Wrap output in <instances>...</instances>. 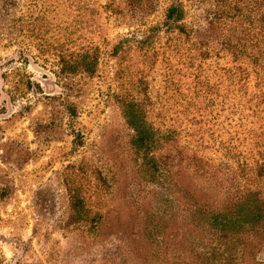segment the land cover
Listing matches in <instances>:
<instances>
[{"label": "trees", "instance_id": "1", "mask_svg": "<svg viewBox=\"0 0 264 264\" xmlns=\"http://www.w3.org/2000/svg\"><path fill=\"white\" fill-rule=\"evenodd\" d=\"M168 1L164 19L145 36H124L111 49L114 56L134 49L149 65V87L113 93L134 132L133 148L149 164V183L183 189L184 240L177 247L169 237L175 200L158 205L149 212V264H264L263 237L256 239L264 234V0H214L207 27L187 25L197 0ZM21 2L5 0L6 14L16 16ZM48 2L27 0V11L11 27L55 59L62 77L96 75L104 52L81 26L94 11L92 2L54 0L52 11ZM52 12L54 21L48 19ZM66 13L71 20L65 23ZM222 52L231 56L228 63L214 62ZM4 76L9 103L15 104L25 96L23 76L12 68ZM33 84L27 78L24 88ZM200 147L219 152L230 166L226 160L213 168ZM186 171L201 184L220 183L224 197H198L199 187L183 186ZM79 192L71 189V220L91 219L96 228L100 217L90 215Z\"/></svg>", "mask_w": 264, "mask_h": 264}, {"label": "rangeland", "instance_id": "2", "mask_svg": "<svg viewBox=\"0 0 264 264\" xmlns=\"http://www.w3.org/2000/svg\"><path fill=\"white\" fill-rule=\"evenodd\" d=\"M21 1L16 16H9L0 0V264H149V212L158 205L175 200L169 237L177 247L184 240L183 189L179 184L171 192L149 183V164L133 148L134 132L113 94L133 85L149 87V65L134 49L126 56H114L111 49L124 36H145L164 19L169 1L88 0L94 11L81 26L104 53L96 75L67 78L59 75L55 59L41 55L30 37L11 27L28 9L27 0ZM196 3L187 25L207 27L216 3ZM48 19L55 20L53 12ZM63 19L71 17L66 13ZM230 59L222 52L212 60ZM7 68L24 80L25 96L15 104L8 99ZM27 78L35 84L24 88ZM199 149L213 168L226 160L230 166L214 149ZM188 175L182 173L183 186L199 187L198 197H224L220 183L201 184ZM71 189L81 192L92 217H100L96 228L91 219L71 220ZM256 239L264 242V234Z\"/></svg>", "mask_w": 264, "mask_h": 264}]
</instances>
